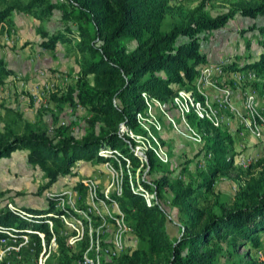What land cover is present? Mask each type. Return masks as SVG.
I'll return each instance as SVG.
<instances>
[{"label":"trees","instance_id":"trees-1","mask_svg":"<svg viewBox=\"0 0 264 264\" xmlns=\"http://www.w3.org/2000/svg\"><path fill=\"white\" fill-rule=\"evenodd\" d=\"M210 1L0 0L1 25L14 13L28 14L41 24L58 13L57 21L62 26H38L37 44L41 51L55 50L59 42L68 46L78 54L80 68L74 83L50 96L57 102L81 106L90 114L85 132L77 137L68 124H55L51 129L37 127L20 111L9 108L11 118H0V158L24 151L27 162L46 178L45 189L70 174L75 163L85 157H96L99 163L112 160L99 152L101 149L118 152L123 164L126 157L136 164L138 158L126 141L131 139L120 133L119 125L142 130L137 118L147 109L146 97L165 103L186 88L203 100L196 90L195 77L207 62L201 50L204 33L224 27L236 15L254 21L264 18V0H231L224 11L215 14L207 9ZM249 28L259 34V54L242 63L224 61L219 65L225 71H253L255 80L248 85L259 87L258 95H263L264 23H253ZM12 73L0 61V83ZM261 108L264 110V105ZM186 119L204 135L198 152L207 158L206 166L185 180L187 166L172 170L169 163L147 149V173L158 176L150 184L143 180L140 184L155 192L157 202H145L125 175L121 194L112 193L107 201L117 203L137 245L103 264H246L244 257L249 250L263 244L264 155L245 167L237 165L235 141L229 130L194 112L187 113ZM119 144L122 146L117 149ZM220 175H229L236 185L230 199H221L215 188ZM70 188L78 192L85 189L80 181ZM166 191L171 194L170 204L177 209L180 222L181 232L175 239L168 234L167 215L158 203ZM61 194L48 197L44 209L1 207L0 240L28 235L38 253L42 249L40 235L47 245L54 236L58 264H77L90 246V236L85 231L77 249L58 234L60 216L76 214L68 206L55 207ZM245 246L247 251L241 253Z\"/></svg>","mask_w":264,"mask_h":264},{"label":"rangeland","instance_id":"rangeland-1","mask_svg":"<svg viewBox=\"0 0 264 264\" xmlns=\"http://www.w3.org/2000/svg\"><path fill=\"white\" fill-rule=\"evenodd\" d=\"M230 1L211 0L207 4V9L213 14L222 12L226 3ZM57 19L58 13H55L50 20L41 24L30 15L14 13L8 19L9 22L0 24V61L15 70L3 84L0 83V118L3 120L6 117L11 118L13 113H8L7 109H16L32 125L51 129L55 124H68L74 134L80 137L86 130V119L90 114L81 106L57 102L50 96L52 92L60 94L67 84L75 82L80 68L76 61L78 54L60 42L57 43L56 49L51 51H41L37 44L38 26L49 28L62 26ZM253 23L263 24L264 18L260 17L254 21L248 17L234 16L223 29L204 33L206 38L202 39L201 50L219 54L216 58L220 62L242 63L257 56L260 52L257 43L259 34L249 28ZM206 63L209 67V86L218 91L216 97H206L204 104V99L200 100L192 96L190 90L181 88L173 100L160 103L148 100L146 94L142 93L145 95L144 98L146 97L147 109L151 110L138 115L137 122L142 130L136 132L123 124L119 125L120 133L131 139L126 141L138 158L136 164L128 157L123 164L118 152L101 149L99 152L108 155L112 160L99 163L96 157L90 159L85 157L75 163L70 174L60 177L53 186L45 189L46 178L41 170L27 162L24 151L17 150L8 158H0V208L8 206L14 210L44 209L49 204L47 198L61 192L55 207L68 206L76 214L61 215L62 223L56 229L67 243L77 249V241L82 239L87 231L90 246L84 251L82 258L86 260V264L110 262L113 255L134 248L137 241L133 230L126 223L117 203L109 202L107 199L112 193L121 194L123 179L127 175L129 185L141 192L145 202L151 204L152 199L157 202L155 192L145 189L140 184V180L150 184L158 176L147 173L145 167L147 149L153 150L164 163H169L172 170L187 166L188 170L183 175L185 180L192 177L195 170L206 166L207 158H203L198 152L204 135L188 124L187 113L194 112L215 126L222 124L223 128L232 132L237 152L234 160L237 165L245 167L264 155V110L261 108L264 104L262 101L264 94L258 95L260 88L248 85L255 80L253 71L231 72L233 76H225L229 71L223 70L219 64ZM204 64L199 67L195 77L196 90L203 97L207 87L201 88L197 84H201ZM223 77L225 82L222 81ZM227 93L228 103L221 102L220 94ZM248 94H253L252 103L246 98ZM252 105H256V109H253ZM246 117L248 124H252V129L256 131L252 132L246 128L242 121ZM121 146L119 144L117 149ZM207 157H210V154ZM79 181L85 187L84 192L70 188ZM235 186L229 175H220L215 179V188L221 199H230ZM170 199L171 194L166 191L164 198L158 200V203L167 215L168 234L171 239H175L181 228L177 209L171 206ZM80 206L85 207L79 208ZM48 224L50 227L53 226L50 220ZM40 238L42 249L38 253L33 239L28 235L1 239L0 264H58L55 237L52 236L48 245L45 244L42 234ZM261 238L263 244L259 248L249 250L244 257L246 264H264V234ZM247 248L243 247L240 252L245 253ZM93 249L95 253H92ZM77 264H80L79 260Z\"/></svg>","mask_w":264,"mask_h":264},{"label":"built area","instance_id":"built-area-1","mask_svg":"<svg viewBox=\"0 0 264 264\" xmlns=\"http://www.w3.org/2000/svg\"><path fill=\"white\" fill-rule=\"evenodd\" d=\"M208 69H209L208 63H205L204 64V72L202 73V76H201V84H197L201 88H204L206 86H209ZM225 76H233V74L229 71V72H227L225 74ZM249 76H251V74ZM222 81L225 82V77L222 78ZM203 93H204V104H206V97H208V96H207V94L205 92H203ZM220 95L222 96V100H220V101L221 102H224V103H228V99H227L228 93L227 94H220ZM252 97H253V94H248V97H246V98L248 99L249 102L252 103ZM252 107H253V109H256V105H252ZM147 112H151V110L150 109H146L145 114ZM212 112H214V111L212 110ZM259 118L261 119V117H259ZM143 121H144V119H143ZM183 121L185 122V116H183ZM242 121L247 126L246 128L250 129L252 132L253 131H256V130L252 129V124H248L247 117L245 119H243ZM195 144H196V142H195ZM48 193H52V192H48ZM70 199H71V197H70ZM71 201H72V199H71ZM92 253H95V249L92 250ZM108 253H110V250H108ZM79 263L80 264H86V260H82L81 259V260H79Z\"/></svg>","mask_w":264,"mask_h":264},{"label":"crops","instance_id":"crops-1","mask_svg":"<svg viewBox=\"0 0 264 264\" xmlns=\"http://www.w3.org/2000/svg\"><path fill=\"white\" fill-rule=\"evenodd\" d=\"M17 14H22V13H17ZM24 15H27L28 16V14H24ZM34 19V18H33ZM220 29H223V27L222 28H220ZM38 36V35H37ZM38 39H39V36H38ZM203 52H205V54H206V57H207V62H212V63H217V64H219L220 63V61L218 60V58H216L219 54H217V55H215V54H212V52H209V51H203ZM222 62V61H221ZM6 67H8V66H6ZM8 68H10L11 69V72H13L14 73V71L15 70H13L11 67H8ZM230 72H239V71H230ZM240 72H242V71H240ZM12 73V74H13ZM16 73V72H15ZM223 73V72H222ZM224 75V74H223ZM9 77V76H8ZM8 79V78H7ZM10 79V78H9ZM15 82H17V81H15ZM207 87V89H206V94H207V96L208 97H216L217 96V93H218V91L215 89V88H213L212 86H206ZM261 100V99H260ZM262 101H264V100H262ZM240 104V103H239ZM262 105H264V104H262ZM261 105V106H262ZM220 126H222V124L220 125ZM232 133V132H231ZM233 135V134H232Z\"/></svg>","mask_w":264,"mask_h":264},{"label":"bare ground","instance_id":"bare-ground-1","mask_svg":"<svg viewBox=\"0 0 264 264\" xmlns=\"http://www.w3.org/2000/svg\"><path fill=\"white\" fill-rule=\"evenodd\" d=\"M219 70H220V69H219ZM219 70H218V71H219ZM219 73H222V72H219Z\"/></svg>","mask_w":264,"mask_h":264}]
</instances>
